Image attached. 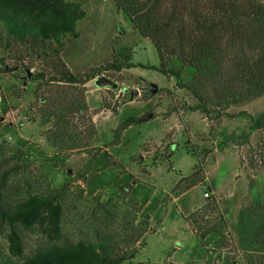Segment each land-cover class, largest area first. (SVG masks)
Segmentation results:
<instances>
[{
    "label": "rangeland",
    "instance_id": "obj_1",
    "mask_svg": "<svg viewBox=\"0 0 264 264\" xmlns=\"http://www.w3.org/2000/svg\"><path fill=\"white\" fill-rule=\"evenodd\" d=\"M74 1L82 3L86 17L79 22L80 36L64 39L61 57L75 74H96L85 86L35 79L49 68L44 57L25 50L21 54L19 44L17 50L0 47L5 58V65L0 63V185L12 165L30 160L27 169L8 174L4 199L19 201L28 190L46 193L66 185L61 193L62 239L46 234L41 224L24 230L23 256L52 242L113 234L119 251L137 250L133 260L140 264H226L227 259L250 264L251 255L264 253L253 242L264 220V129L250 133L252 119L264 112V96L232 105L219 117L217 111L207 117L191 110L198 100L189 90L155 68L140 66H158V51L115 0ZM114 61L136 66L101 68ZM100 75L117 82L118 88L98 87L95 79ZM68 89H84L88 104L85 113L71 118L74 133L86 137L94 125L97 135L88 150L60 153L47 136L54 118L45 125L42 118L53 110L52 98ZM131 117L138 120L121 129ZM18 147L29 155L3 163ZM197 164L203 166L201 181L185 189L189 180L178 182ZM211 196L230 224L228 248L220 258L206 253L188 222ZM6 230H0V256L20 261L23 256L9 249Z\"/></svg>",
    "mask_w": 264,
    "mask_h": 264
},
{
    "label": "trees",
    "instance_id": "obj_2",
    "mask_svg": "<svg viewBox=\"0 0 264 264\" xmlns=\"http://www.w3.org/2000/svg\"><path fill=\"white\" fill-rule=\"evenodd\" d=\"M115 3L134 29L150 39L158 51V66H140L155 68L175 79V84L180 88L189 90L198 100L191 110H199L207 117L217 111L219 117L232 105L264 96V2L115 0ZM85 17L86 11L79 1L0 0V47L17 50L16 45L19 44L22 46L18 50L21 54L25 50L44 57L49 68L35 74V79L52 84L85 86L96 74H75L61 57L66 46L64 39L67 36H80L79 22ZM54 44L58 47H54ZM0 63L5 65V58L0 57ZM124 66L130 68L136 65L114 61L101 68L119 71ZM85 92L84 89L59 91L52 98L53 110L44 113V125L51 118L55 120L47 136L60 153L88 150L96 138L94 125L87 130L86 137L80 132L74 133L77 127L71 118L88 109ZM137 120L129 118L121 129ZM257 129H264V112L252 119L250 133ZM250 133L243 138H248ZM2 154L5 156V153ZM26 155H29L27 150L18 147L14 154L4 158L3 163L9 164L11 158L21 161ZM29 161H16L9 171L4 172L0 185V230L7 228L9 249L19 257L24 253L23 231L34 230L38 224L43 225L46 234L53 239H62L61 193L66 185L46 193L28 190L29 193L19 201L4 199L3 186L8 174L27 169ZM202 170V164H197L193 173L178 184L189 180L185 189L193 187L201 181ZM219 204L211 196L204 206L188 216V222L199 236L206 253L211 257L213 253H218L220 258L222 250L227 251L228 248L230 224ZM212 214H215L213 218ZM142 233L141 230L137 236ZM116 241L113 234H102L96 240L66 239L42 246L23 256L20 261L9 255H1L0 264H140L133 260L137 250L119 251ZM253 242L264 247V220L255 232ZM226 264H230L228 259ZM250 264H264V253L251 255Z\"/></svg>",
    "mask_w": 264,
    "mask_h": 264
},
{
    "label": "water",
    "instance_id": "obj_3",
    "mask_svg": "<svg viewBox=\"0 0 264 264\" xmlns=\"http://www.w3.org/2000/svg\"><path fill=\"white\" fill-rule=\"evenodd\" d=\"M27 71V75L30 78L32 76V73L30 70H26ZM95 83L98 87H113V88H118V83L113 81L112 79L106 77L105 75H100L95 79ZM154 88H152V90L155 92L157 91V87L156 84H152Z\"/></svg>",
    "mask_w": 264,
    "mask_h": 264
},
{
    "label": "built area",
    "instance_id": "obj_4",
    "mask_svg": "<svg viewBox=\"0 0 264 264\" xmlns=\"http://www.w3.org/2000/svg\"><path fill=\"white\" fill-rule=\"evenodd\" d=\"M205 196H206V197H210V192H209V191H206V192H205Z\"/></svg>",
    "mask_w": 264,
    "mask_h": 264
}]
</instances>
